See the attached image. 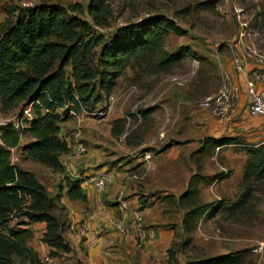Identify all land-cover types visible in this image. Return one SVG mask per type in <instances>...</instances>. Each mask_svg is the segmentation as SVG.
I'll list each match as a JSON object with an SVG mask.
<instances>
[{"label":"rangeland","instance_id":"1","mask_svg":"<svg viewBox=\"0 0 264 264\" xmlns=\"http://www.w3.org/2000/svg\"><path fill=\"white\" fill-rule=\"evenodd\" d=\"M96 2L0 0V37L27 10L44 5L59 7L67 22L79 24L74 28L57 27L52 35L53 43L65 46H59L48 58L52 65L49 75L58 77L55 89H61V95L56 101L51 93L44 94L50 104V110L44 108V113L60 125L59 137L68 139L72 149L79 143L86 145L87 153L91 151L99 163L97 169L112 170L143 158L147 164H141L142 173L138 172L139 179L135 180L139 187L148 180L147 159L163 153L158 169L161 175L157 177L161 186L153 194L159 201L154 212H161L162 220L155 228L173 235V264L239 251H247L245 264H259L264 257V182L256 188L252 205L241 220H233L225 210L220 211L213 219L203 216L192 233L183 227L188 204L180 202V198L190 183L200 177L199 197L194 204L218 206L225 202L228 207L243 193L248 158L244 152L229 146L212 149L210 156L192 154L209 138L219 139L220 135L230 133L221 131L222 120L231 113L234 100L222 117L203 109L201 102L221 88L227 76H231L229 70L237 74V55H245L254 67L256 60L264 59V0H106L102 18L94 19L89 6ZM204 4L208 7H202ZM153 17L169 19L183 30V35L170 33L156 56L137 61L134 58L114 89L104 92V49L116 41L120 29ZM182 48L190 49L198 58L187 56L169 68L158 67L159 59L179 53ZM149 110L152 113L144 116ZM22 115L21 124L27 127L26 119L33 117L32 105L26 111L21 106L8 115L0 112V126L18 124ZM117 119L122 121L116 125L122 133L116 136L112 128ZM32 140L27 135L23 144ZM166 147L169 148L161 152ZM19 162L28 168L34 163L15 150L13 163ZM38 177L50 186L45 172ZM150 196L151 193L143 198ZM57 211L60 213V206ZM0 231L7 233L8 229Z\"/></svg>","mask_w":264,"mask_h":264},{"label":"trees","instance_id":"2","mask_svg":"<svg viewBox=\"0 0 264 264\" xmlns=\"http://www.w3.org/2000/svg\"><path fill=\"white\" fill-rule=\"evenodd\" d=\"M105 1L97 0L95 5L89 6V14L94 19L102 18ZM202 7L208 5L204 4ZM77 26L78 23L64 19V12L59 7L44 5L27 10L25 16H20L14 26L9 25L0 37V112L8 115L19 110L21 106L24 111L30 105L33 108V117L26 119L27 127L21 124L24 115L18 124L6 123L0 126V229H8L7 233L0 231V264H17L15 258L27 260L30 264H42L27 247L33 235L32 231L18 226L10 227L13 219L20 216L26 217L30 224L46 223L47 231L43 241L51 247L52 257L71 250L65 242L64 222L54 215V198L35 174L13 163L12 150H19L33 162L54 171H64L61 156L68 153L70 148L68 143L59 137L60 125L44 113V108L50 110L49 99L44 94L49 92L56 101L60 100L61 89H55V80H58V77L49 75L52 65L48 63V58L57 52L59 46H63L51 41L54 30L57 27ZM172 32L180 36L184 33L164 17H153L140 24L120 29L116 41L105 48L101 56L102 90L110 93L134 58L137 61L138 58L156 56L163 49L165 38ZM187 56L198 58L190 49L182 48L179 53L166 54L164 58L159 59L158 67L169 68ZM151 113L152 110H149L143 115ZM121 122V119L114 122L112 131L116 136L122 133L121 129L116 127ZM27 135L33 140L23 144V138ZM229 146L244 152L248 157L242 180L243 193L237 202L228 207L225 202L218 206L199 205L194 204V201L199 197L197 182L202 178L190 183L188 191L180 198V202L188 204L183 219V227L188 233L196 230L203 216L213 219L224 210L231 219L241 220L252 205L256 188L264 182V143L247 144L234 137L209 138L192 156L195 157L198 153L210 156L212 149ZM167 148L169 147L161 152ZM66 182L70 200L85 199L81 181L69 178ZM246 252L204 257L185 264H245ZM169 259V264L175 262V250H169Z\"/></svg>","mask_w":264,"mask_h":264},{"label":"crops","instance_id":"3","mask_svg":"<svg viewBox=\"0 0 264 264\" xmlns=\"http://www.w3.org/2000/svg\"><path fill=\"white\" fill-rule=\"evenodd\" d=\"M251 67H254V64H248V69ZM229 73H231L229 76L231 82L241 86V94L237 100L232 102L231 113L222 120L223 129L221 131L230 133L220 136L221 138H238L247 144L264 143V117H252L246 113L245 107L248 100L246 84L237 74H232L231 70ZM64 140L68 143L70 150L61 156L63 172L54 171L35 162L32 168H28L22 162L18 163L23 170L35 174L47 188L50 196L55 200L54 215L64 222V238L71 250L68 253L61 252L59 256L53 258L63 264H169V250L173 235L155 228L156 223L162 220V213L154 212V207L159 204V201H156L153 195L158 190V186H161L157 177L161 175L158 169L163 153L155 154L153 158L147 159L150 165L148 180L142 186L139 187L138 181L135 180L138 178V172L142 173L141 164L147 163L143 158H138L130 163H125V161V164H120L118 168L109 170L113 173V183L103 193L82 185L85 199L72 201L68 197L66 181L72 178L74 170L98 172L108 169L106 167L97 169L99 163L94 160L95 155L91 151L84 156H78L76 154L78 144L72 149L69 140ZM41 172L48 175L51 181L50 186L39 179L38 175ZM172 172L170 167L169 177L172 176ZM150 193L152 196L143 198ZM58 206L61 207L60 213H56ZM123 206H125L124 209ZM123 214L126 215L125 232L114 227V222L121 220ZM138 217L142 218L141 224L144 229L155 233L154 238L148 237L142 240L139 237L136 230ZM88 221L90 231L96 236L94 246H89L88 236L78 234L81 225ZM13 226L32 231L33 235L27 247L36 257L42 260L47 255L51 256V247L43 241L47 231L46 223L30 224L26 217L20 216L10 223V227ZM15 260L17 264H30L29 261L20 258H15ZM259 264H264V257Z\"/></svg>","mask_w":264,"mask_h":264},{"label":"built area","instance_id":"4","mask_svg":"<svg viewBox=\"0 0 264 264\" xmlns=\"http://www.w3.org/2000/svg\"><path fill=\"white\" fill-rule=\"evenodd\" d=\"M250 56V54H249ZM256 66L248 69V60L245 55H237L234 59L235 70L237 75L242 78L246 84L247 91V103L246 113L249 116H263L264 117V59L256 60ZM241 94V86L231 82L230 77L224 80L221 88L214 94L206 97L202 102L201 106L203 109L210 111L215 116H225L230 108L231 101L237 100ZM14 151L12 150V161ZM76 154L78 156H84L87 154V147L84 143L77 145ZM72 178L74 180L81 181V186L86 185L92 187L103 193L113 183V173L109 170L98 171V172H87V171H73ZM125 206H123L124 209ZM126 215L123 214L121 220L114 222V227L117 230L125 232ZM142 218H137L136 230L139 237L142 240L148 237L154 238L155 233L147 231L141 224ZM90 222H86L78 230L80 236H88L90 239L89 246H94L96 236L90 231ZM42 264H63L56 261L50 255L45 256L41 260Z\"/></svg>","mask_w":264,"mask_h":264}]
</instances>
